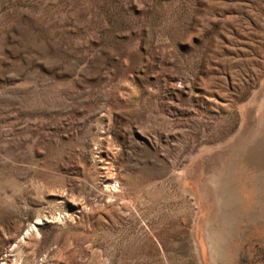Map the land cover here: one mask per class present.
<instances>
[{
	"label": "rangeland",
	"instance_id": "1",
	"mask_svg": "<svg viewBox=\"0 0 264 264\" xmlns=\"http://www.w3.org/2000/svg\"><path fill=\"white\" fill-rule=\"evenodd\" d=\"M263 106L264 0H0V264H264Z\"/></svg>",
	"mask_w": 264,
	"mask_h": 264
},
{
	"label": "bare ground",
	"instance_id": "2",
	"mask_svg": "<svg viewBox=\"0 0 264 264\" xmlns=\"http://www.w3.org/2000/svg\"><path fill=\"white\" fill-rule=\"evenodd\" d=\"M262 107V106H261ZM264 107V106H263ZM216 183H218V182H216ZM218 185V184H217ZM219 190V189H218ZM223 199V197L221 196L220 197V200H222ZM211 231V230H210ZM209 237H210V240H209V243H210V245H211V247H213L214 246V244H216L215 243V240L213 239V238H211V237H213L212 236V234H211V232H209Z\"/></svg>",
	"mask_w": 264,
	"mask_h": 264
}]
</instances>
